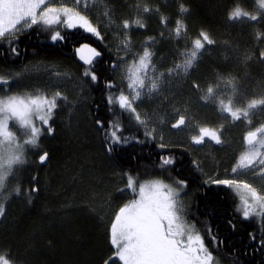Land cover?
I'll use <instances>...</instances> for the list:
<instances>
[{"label":"trees","instance_id":"obj_1","mask_svg":"<svg viewBox=\"0 0 264 264\" xmlns=\"http://www.w3.org/2000/svg\"><path fill=\"white\" fill-rule=\"evenodd\" d=\"M101 1L128 38L131 56H139L146 48L158 71L169 72L183 62L181 53L192 48L201 32L215 43L205 44L187 72L164 79L159 93H155L160 94V103L149 97L133 103L141 119L154 116V111L159 120L150 139L134 114L108 102L110 96L125 92L117 73L124 56L113 48L115 41L94 12L81 11L90 18L99 37L77 26L59 24L64 38L53 41L51 29L41 23L14 37L0 38V77L8 79L7 84L0 82V97L19 94L28 85L35 87L37 80L25 77L17 81L20 86L16 89L10 74L38 63L68 71L81 87L74 94L64 86L37 146L24 143L23 130L16 133L21 136L18 144H25L24 162L14 165L5 181L6 190L0 193V199H5V212L0 216V255L10 264H123L110 243L112 216L127 201L136 199V190L143 182L160 180L186 194L188 225L203 238L217 264H264L261 219L256 215L244 217L243 204L233 187L206 183L232 180L228 175L246 148V133L264 125V107L237 121L219 111L220 100L227 104L232 99L235 110L264 98V60L260 58L264 37L258 39L256 35L264 33V16H259L256 0ZM181 5L187 11L182 12ZM145 6L152 11L144 13ZM237 8L259 18L229 20V13ZM162 17L167 18L166 23H161ZM136 19L145 26L123 28V21ZM177 20L184 25L180 36L174 31ZM84 42L100 53L87 65L76 54L77 46ZM86 71L94 72L97 80L92 81ZM209 86L216 92L206 103L201 98ZM181 116L185 124L173 128ZM110 122L119 123L118 135L128 138L127 143L111 140ZM193 124L215 129L221 143L208 140L196 144L193 138H186L184 130ZM44 153L47 159L41 163L39 157ZM162 158H170L172 163L165 165ZM128 176L136 180L135 191L127 187ZM178 180L184 185L179 186ZM17 188L19 193H14ZM96 201L108 208L104 216Z\"/></svg>","mask_w":264,"mask_h":264},{"label":"snow or ice","instance_id":"obj_2","mask_svg":"<svg viewBox=\"0 0 264 264\" xmlns=\"http://www.w3.org/2000/svg\"><path fill=\"white\" fill-rule=\"evenodd\" d=\"M51 0H0V38L6 35L15 36L16 33L23 28H30L36 24H43L50 27L53 24H60L61 11L66 20L63 21L69 28L76 27L79 24L87 32L93 33L99 37L100 33L89 22V20L80 15L79 12H73L72 9L63 8L58 10L55 8L45 7L43 11H39L41 6L50 3ZM85 7L88 3H94L95 0H83ZM81 0H77V4H80ZM259 8V16H264V0H256ZM152 9L145 6L143 8L144 13L151 12ZM181 11H187L183 5H181ZM105 15H108L105 12ZM258 15H251L247 12H242L238 8L229 13V20H237L242 17H247L252 21H256L259 18ZM165 17L161 18V23H166ZM30 21V22H29ZM134 25L143 28L145 25L141 20L136 19L132 22L128 20L123 21V28L129 29ZM184 25L180 20L176 22L175 33L180 36ZM257 38L264 37V33H257ZM60 32H56L51 36L53 41L63 39ZM215 43L209 36L201 32L200 38L193 41L192 48L187 50L186 53H181L185 57L183 63H177L174 69H169V74H175L179 71L187 72L198 59L201 51L205 48V44L211 45ZM127 46V44H126ZM87 45H83L82 48H87ZM81 49H77L80 52ZM92 56H99L100 53L95 49H89ZM12 52L15 53L16 49L13 48ZM151 53L146 49L143 56L140 57L139 64L129 68L131 83L129 88L135 91V95L129 99L128 96L123 93L118 97H109V104H119L122 110L128 111L134 114L137 123L144 124L145 121L141 119L139 113L133 107L134 101L141 96L142 89L145 88L144 79L140 77V71L149 67ZM250 57H246L248 59ZM261 60H264V51L260 53ZM81 59H85L81 56ZM85 63L91 64L92 58L85 60ZM85 75H90L92 81L97 80V76L94 72L86 71ZM0 82L3 84L8 83V79L0 77ZM228 84L235 86L232 81H228ZM108 87H111L109 84ZM194 87H199L194 85ZM152 89L157 88V83L154 81L151 84ZM216 89L213 86L207 88L206 95L203 99L206 103L210 102L215 97ZM61 93L57 92L52 98L46 96H9L6 99L0 98V188L5 185L6 178L13 172L14 165H19L24 162L23 152L25 144L33 147L37 146L38 138L41 135V128L35 126L33 123V116L42 122L44 125L49 124V119L53 113V110L57 107V98L61 97ZM66 99V98H65ZM258 107H264V98L253 99L250 101L246 108L233 110V100L229 99L227 104L223 100L219 101V111L231 116L233 121L240 120L242 118L247 119L250 111L257 109ZM12 121H18L21 128L28 131L30 130V136L25 144L15 143V137L8 131L9 123ZM101 121H97L100 124ZM250 123V121H249ZM185 124V117L181 116L173 128H178ZM47 131L51 133L53 130L51 127L47 128ZM121 131L119 123L109 124L110 138L114 143H127L128 138H122L118 133ZM151 135V133H146ZM209 137L216 143H221L220 137L215 130L201 128L200 135L193 137V141L196 144L204 142V138ZM245 143L248 146L247 151L242 153L237 160L236 166L233 167V173L238 170H251L259 165L262 169L261 175H264V125H261L255 131H249L245 136ZM163 147V145H161ZM47 153H44L39 157V161L43 163L47 159ZM162 163L167 165L171 164L170 158H162ZM224 184L230 187H235L239 193L243 188L247 195H240V199L243 204V215L248 218L251 214L257 212V206L264 213V195L257 193L256 189L251 187L247 183L239 184L235 180H212L206 181V183ZM136 180L132 176H128L127 187L135 191ZM179 186L184 185L183 180L176 182ZM162 188H167V185H163L159 182H153L151 184L141 185L140 199L133 201L130 205L122 207L116 215V218L111 226V240L110 243L117 249L114 253L119 260L123 261V264H213L214 258L212 253L205 247L203 238L197 232H194V226H188L181 221V215L183 209L182 206H178L177 195L178 193L173 189L168 188L167 192L161 191ZM147 189V191H146ZM20 189L17 188L16 192L19 193ZM37 191V189H32ZM249 198L251 203H249ZM239 210V209H238ZM5 212V206L0 203V216ZM211 235V230H209ZM186 237V239H185ZM215 242V237H212ZM0 264H10L3 255H0ZM105 264H109L105 261Z\"/></svg>","mask_w":264,"mask_h":264},{"label":"rangeland","instance_id":"obj_3","mask_svg":"<svg viewBox=\"0 0 264 264\" xmlns=\"http://www.w3.org/2000/svg\"><path fill=\"white\" fill-rule=\"evenodd\" d=\"M45 7L55 8L58 10H62L63 8L72 9L73 12H79L80 15L85 16L92 25H93V23L91 22L90 18L87 17L86 14L82 13L81 11H90V12L92 11L96 14L97 18L102 22L103 28L108 30L110 37H112L113 40L115 41V47L113 46V48L117 49L119 51V53H122L124 56L123 59L121 56V61H120L117 73L119 76V80H121L125 85L124 95L128 96L129 99H131V97L135 95V91L133 89L129 88V84L132 82L130 79L129 68L137 66L139 64L140 57L143 56L146 48L143 49L142 53L139 56H136V57L131 56L132 51L130 50L129 40L126 37V35L123 34L120 27H118L117 24L113 21V19L111 17V12L107 9L105 4L101 0H95L94 3L90 2V3H88V6L85 7L83 0H81L80 4H77V0H51L50 3H46V5L41 6V9H39L38 12L43 11ZM105 12H107L108 15H105ZM66 19H67V17H65L61 11L62 23H60V25L64 24V26L67 27V25L65 23H63V21ZM58 25L59 24H53L49 27V29H51L50 30L51 35H54L57 31L60 32V28L58 27ZM77 27H80L79 24H77ZM80 28L84 29L83 27H80ZM27 29L28 28H23L18 33H21ZM18 33H16V34H18ZM126 44H127V46H126ZM83 45H87L88 47L82 48ZM77 49H81V51L77 52ZM89 49H95L97 51L96 47L94 45H92L91 43H88V42L81 43L76 48V54H77L78 59L86 65H87V63H85L86 59H88L90 57L92 58V60L94 59V57L92 56V53L89 51ZM128 54L131 57H126V55H128ZM81 56H83L85 59H81ZM148 63H149V67L142 69L140 71V77L142 79H144L145 88L140 90L141 96L139 97V99L134 101V103H136L137 101H139L142 98H148V97L150 100L151 99L157 100L158 103H160V101H161L160 100L161 97L159 96L160 94L155 95V93H157L158 90L160 89V87H162V84H163L164 79L166 77H168L169 79L176 78L175 77L176 75H169L168 71L167 72L166 71L165 72L164 71L163 72L158 71L152 65L151 57H150V61ZM181 63H183V62H181ZM10 75L14 80V83L12 85H15L16 89L20 86L19 83H17V81L20 82L19 80H22L25 77H34L37 80L35 82L33 81L36 84L35 87L29 88V85H28V86H26L25 91H22L23 93L21 92L19 94H13L11 96L26 97V96L41 95V96H46L48 98H52L55 95V93H57V92L61 93L64 86L69 87V89L74 94L76 92L80 91V89H81V87L78 86V80L76 78L72 77V75L68 71L63 70L59 66H53V65L43 64V63H38L35 65L32 64V65L24 66L17 71L11 72ZM154 81L157 83L156 89L151 88V84ZM68 82H71V84ZM3 89L5 91H7V88L5 85H3ZM0 98H2V97H0ZM61 98H62V95H61V97L57 98V104L60 102ZM152 114L154 116L149 114V115H146V117L142 119L145 121V123L142 124L143 131H144L145 135H146V133H151V135H147V137L150 139L153 138V133L155 135V130H156L155 126L157 125V123H155V122L156 121L159 122L158 118L155 116L154 111L152 112ZM33 123L35 124V126L41 128V131L43 130L44 127L47 126V125L42 124V122L39 121L38 119H36L35 116H33ZM201 128H207V127H203L202 125L196 127L194 124L189 125L188 128L186 130H184V135L186 138H190V137L193 138V137L199 136ZM19 129L21 131L23 130V132H24V135H23L24 139L23 140L25 143V141H27L29 139L30 130L26 131L23 128H21L18 121H12L9 123L8 131L11 132L12 135L15 137V143H17V144H18V139H21V136L17 137V135H16V133ZM207 129L215 130L213 128H207ZM255 130H253V131H255ZM217 134H218V132H217ZM208 140L214 144H217L214 140L210 139L209 137L204 138L205 142H207ZM24 143H22V144H24ZM247 147L248 146L246 145V148L244 149V151L242 153L247 151ZM236 164H237V162H236ZM236 164H235V166H236ZM261 171H262L261 167L259 165H257L255 168H253L251 170H238V172H236V173H233V171L231 170L229 172L228 176L232 180H235V181L240 180L239 184L247 183V184L251 185V187L256 189L258 194L263 195V192H264V188H263L264 187V175L259 174V173H261ZM10 177H11V174L6 178V180H8ZM153 182H159L163 185H167V188L161 189V191L164 193L167 192L168 188H171V189H173V191L178 193V195L176 197L177 202H178V206H182V209H183L182 213H180L181 221L184 224L188 225V221H187L188 201L186 198V194L181 193L178 189H175L171 185H169L165 182H162L160 180L145 181L141 185L151 184ZM140 186L136 190V196H137L136 199H132L131 201H127V203L123 204L120 208H118L114 212L112 219L109 223L110 237H111V226H112L119 210L126 205H130L133 201H138L140 199V192H139ZM6 187H7V184H5L3 188H0V193H4L6 190ZM233 188H234V191L237 193V195H239V198H240L241 194L247 195V192L243 188L240 189L239 193L235 187H233ZM259 189H262V192H259ZM12 191H14V193L16 192V190H12ZM146 191H147V189H146ZM4 200H5L4 198L0 199V203L4 204ZM251 202L252 201L249 198V203H251ZM241 203H242V201H241ZM95 204H98V201H96ZM98 205H97V208L103 211L102 215L104 216L106 214L108 208L104 209L106 206L103 208L100 206V203ZM242 210H243V207H242ZM251 215L258 216V218H260L262 223L264 224V213H261V210L259 209L258 206H257V212L253 213ZM193 234H194V232H193ZM185 239H186V237H185ZM121 262L123 263V261H121ZM213 264H217V262L214 260Z\"/></svg>","mask_w":264,"mask_h":264}]
</instances>
